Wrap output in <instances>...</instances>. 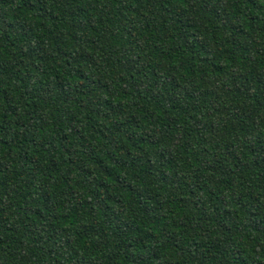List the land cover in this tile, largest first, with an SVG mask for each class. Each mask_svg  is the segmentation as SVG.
<instances>
[{
  "label": "trees",
  "instance_id": "obj_1",
  "mask_svg": "<svg viewBox=\"0 0 264 264\" xmlns=\"http://www.w3.org/2000/svg\"><path fill=\"white\" fill-rule=\"evenodd\" d=\"M0 264H264V0H0Z\"/></svg>",
  "mask_w": 264,
  "mask_h": 264
}]
</instances>
